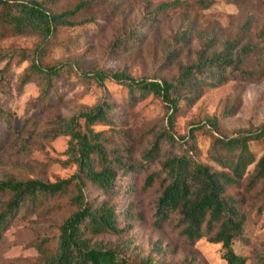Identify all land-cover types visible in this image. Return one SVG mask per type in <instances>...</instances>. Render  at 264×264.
<instances>
[{"label": "rangeland", "instance_id": "1", "mask_svg": "<svg viewBox=\"0 0 264 264\" xmlns=\"http://www.w3.org/2000/svg\"><path fill=\"white\" fill-rule=\"evenodd\" d=\"M79 1L60 0L54 11L69 9ZM169 1L173 0H101L82 16L91 21L61 28L46 62L67 63L71 71L56 79L46 96L43 80L34 79L19 87L20 76L30 61L14 62L8 86L0 90V107L12 116L9 128L0 116V180L41 178L55 182L69 178L77 171V165L67 162L69 136H54V121L106 100L114 107L109 113L111 122H98L94 129L108 131V152L113 158L121 157L132 170L117 169L119 179L113 192L86 181L87 199L95 207H115L121 231L86 232L85 237L92 244L118 249L134 262L150 257L153 264H228L221 243H213L207 236L194 244L187 242L181 227L176 226L178 214L160 227L155 224L165 174L149 188L144 187L145 178L160 170L167 155L178 151L177 146L164 143L160 156L151 162L143 158L167 124L168 109L162 99L149 95L133 101L123 85L109 79L104 87H99L85 75L103 68L126 69L137 78H171L194 63L198 51L210 39L214 38L216 48L220 49L226 38L234 36L252 18L251 38L257 40L264 25V0H244L240 5L214 0L208 8L199 6L198 0H185L188 4L184 6L157 10ZM184 31L188 36L183 40ZM127 34H132L133 40L112 50L114 41ZM38 43L36 35L7 36L0 39V49H32ZM172 47L176 57L166 60ZM4 63L0 62V69ZM212 118L217 122L218 134L228 137L264 124V78L229 80L218 88H206L198 101L183 103L179 110L175 135H187L197 124L205 125L195 131L198 157L219 169L220 165L209 154L213 135L217 134L207 122ZM251 146L259 160L264 154V141ZM253 172L254 164L239 185L227 189L228 195L239 199L238 207L246 216L242 237L233 242V248L248 258L247 264H264V178L250 185ZM73 193L45 196L30 213L21 209L0 243V264H35L40 257L39 245L55 247L59 226L76 209L70 201ZM8 199L9 195H0V208Z\"/></svg>", "mask_w": 264, "mask_h": 264}, {"label": "trees", "instance_id": "2", "mask_svg": "<svg viewBox=\"0 0 264 264\" xmlns=\"http://www.w3.org/2000/svg\"><path fill=\"white\" fill-rule=\"evenodd\" d=\"M59 1L0 0V39L26 34L39 38V43L32 49H0V62L5 61L0 69V90L8 86L14 62L20 64L30 61L20 76L19 87H24L34 79L43 80L45 96L54 88L56 79L71 71L67 63L49 65L46 59L59 30L91 21L90 17L82 16L101 0H80L73 7L57 12L54 7ZM226 1L240 5L244 0ZM214 2L198 0L199 6L203 8L210 7ZM186 4L188 2L185 0H173L160 4L157 10L165 11ZM253 27L254 21L248 18L234 36L223 41L220 49L216 48L215 39H210L198 51L196 61L187 64L171 78H137L126 69L112 71L97 68L92 73H85L99 87H104L105 81L109 79L123 85L133 101L149 95L162 99L168 109L167 124L155 137L151 147L143 153V158L145 162L153 161L160 156L164 143L171 147L177 146L178 151L167 155L160 170L152 171L145 178L144 187L149 188L165 174L157 200L155 224L160 227L178 214L176 226L181 227L187 242L194 244L207 236L211 242L221 243L228 264H247L248 258L237 254L233 248V242L242 237L246 216L238 207L239 199L228 195L227 189L239 185L252 164L254 172L250 185L264 178V154L256 160L251 146L253 142L264 141V124L228 137L218 134L214 118L208 119L211 127L217 130L209 154L220 165L219 169L198 157L195 131L205 125L197 124L187 135L177 137L175 132L182 104H194L206 88H218L229 80L257 81L264 78V41L258 42L264 40V25L257 40L251 38ZM187 36L188 32L184 31L182 39ZM129 40H133L132 34L121 36L114 41L111 49L115 50ZM175 57L176 49L172 47L165 58L169 60ZM113 108L112 103L102 100L94 106L84 107L69 118L59 116L55 119L54 136H69L67 162L77 165V171L69 178L55 182L41 178L0 180V195H9L0 208V243L21 209L30 213L43 197L71 194L73 191L70 201L76 209L59 226L55 247L39 245L40 257L35 264H153L150 257L134 262L118 249L92 244L85 237L86 232L100 234L121 231L115 207L107 204L95 207L87 199L84 190L88 180L105 191L113 192L119 179L117 169L124 167L132 170L121 157L113 158L108 152V131L94 129L98 122H111L109 113ZM0 116L8 128L12 126L11 114L2 107ZM181 264L195 263L184 261Z\"/></svg>", "mask_w": 264, "mask_h": 264}]
</instances>
